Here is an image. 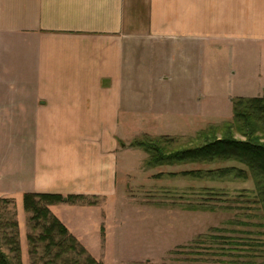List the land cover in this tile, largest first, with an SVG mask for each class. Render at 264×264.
Listing matches in <instances>:
<instances>
[{
	"label": "crops",
	"instance_id": "obj_1",
	"mask_svg": "<svg viewBox=\"0 0 264 264\" xmlns=\"http://www.w3.org/2000/svg\"><path fill=\"white\" fill-rule=\"evenodd\" d=\"M238 46L264 50V0H0V124L27 126L22 197L91 201L49 209L82 243L65 214L116 202L120 141L180 135V103L149 112L153 93L177 92L197 53L208 67Z\"/></svg>",
	"mask_w": 264,
	"mask_h": 264
},
{
	"label": "rangeland",
	"instance_id": "obj_2",
	"mask_svg": "<svg viewBox=\"0 0 264 264\" xmlns=\"http://www.w3.org/2000/svg\"><path fill=\"white\" fill-rule=\"evenodd\" d=\"M234 50L229 56L213 57L208 67L197 53L192 76L180 77L177 92L169 91L166 96L153 93L159 108L146 109L149 112L162 113L164 109L157 101L164 103L168 95L180 103L179 121L171 124L179 128L180 135L173 138L177 148L193 147L200 132L231 124L234 100L263 96L264 50H242L239 46ZM151 64L156 67V60H148ZM146 119L142 118L143 122ZM27 134L25 125L0 124V199L11 203L7 211L18 225L21 264H32L26 242L29 215L23 211L18 185L19 165L28 164ZM136 138L148 140L143 134ZM129 142L120 141L127 153L119 158L118 177L123 168L124 175L118 182L116 202L98 204L101 211L96 214L86 210L65 214L74 230L83 234L79 243L94 260L101 264L264 263L263 213L258 204H253L251 179L238 176V170H244L242 166L226 162L148 167L147 155L131 148ZM229 167H235L236 172L225 178L196 180L181 174ZM211 193L218 195L215 200L209 198ZM74 203L86 206L79 200ZM100 216V230L94 232L92 227Z\"/></svg>",
	"mask_w": 264,
	"mask_h": 264
},
{
	"label": "trees",
	"instance_id": "obj_3",
	"mask_svg": "<svg viewBox=\"0 0 264 264\" xmlns=\"http://www.w3.org/2000/svg\"><path fill=\"white\" fill-rule=\"evenodd\" d=\"M232 115L231 124L224 125L222 129L211 127L196 135L194 142L197 144H193V147L177 148L175 139L160 137L135 140L131 148L140 149L147 155L148 167L226 162L239 164L244 170H238V176L240 179H251L254 186L253 204L261 207L264 218V94L261 98L234 100ZM235 135L242 139H236ZM235 172V167H229L222 171L181 174L201 180L208 177L225 178ZM208 196L215 200L218 195L211 193ZM78 200L92 205L82 197L23 195L22 208L29 215L26 242L32 264H101L88 254L49 210L64 201L74 203ZM10 205L8 199H0V264H21L18 225L14 216L8 215Z\"/></svg>",
	"mask_w": 264,
	"mask_h": 264
}]
</instances>
